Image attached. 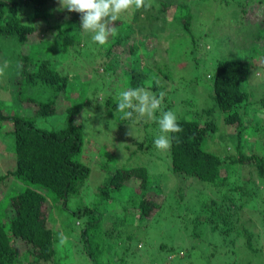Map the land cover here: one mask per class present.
I'll return each instance as SVG.
<instances>
[{
	"label": "rangeland",
	"instance_id": "rangeland-1",
	"mask_svg": "<svg viewBox=\"0 0 264 264\" xmlns=\"http://www.w3.org/2000/svg\"><path fill=\"white\" fill-rule=\"evenodd\" d=\"M253 1L150 0L147 9L129 10L115 22L114 27L119 34L122 27L129 25L130 29V38L124 40L121 45L113 46L112 54L116 53V57L112 54L108 56L105 47L115 37L109 36L108 43L101 46L92 41L90 34L84 32L82 42L71 45L65 53H58L52 48L48 49L49 42L54 41L52 34L48 32L45 37L46 34L43 32L46 43L43 44L48 47L44 54L53 57L51 60L53 65L61 73L68 74L71 83L68 92L58 99L56 118L40 122V124L47 128L57 127L64 123L63 119L66 115L64 108L72 104L79 105L81 113H78L75 119L83 126V155L91 168V173L84 181L80 192L67 199L68 209L81 204H94L97 199V188L117 166L116 160L118 164H123L133 152L136 156L132 157L131 162L145 165L152 175L148 192L156 196L162 205L156 216L148 221L146 227L137 226L138 212L131 208L130 201L125 195L117 197V201L110 204L117 208V212L118 208L127 205L128 212L135 218V223L127 224L124 230L134 233L138 239L134 237L130 243L126 241L127 243H123L119 248L122 250L125 245L128 250L130 249L128 254L124 255L125 261L130 264H156L154 262H160L162 259H165L168 264H206L207 262L209 264H264V181L260 182L254 167L231 162L222 170L223 176H229L223 188L224 191H229V187L238 184H243L245 187L242 195L233 193L237 201L240 196L246 201L243 210L245 214L242 218L236 219L237 215H235L232 223H227L225 226L220 222L216 230L213 225L217 223V219L215 222L209 220V222H201L194 230L192 219L198 211L201 212L202 206L207 202V196L211 194V186L203 184L206 182L199 183L201 181L191 177L185 178L174 174L171 171V162L167 153L169 150H157L154 144L148 145L151 147L150 151L147 150V146L144 151L138 149L137 143L144 142V146L147 143L145 133L154 139L160 135L157 123L152 125L153 120L138 119L136 116L133 124L116 123L115 120L108 122L106 120L108 104L104 103L107 97L117 101L119 94L129 89L124 84V79L130 78L129 66L140 64V56L142 57L141 65H144L143 60L146 59V64L148 62L149 66H152V75H155L162 86L164 110L174 112L177 118L192 116L196 112H199L203 118L206 117L202 110L214 105L211 97L213 94L211 82L216 59L220 58H246L253 63L250 78L247 81L249 97L250 100L259 102L264 92V40L255 42L256 34L254 33L256 25L264 14V0ZM162 2L172 5L167 9L163 7ZM183 3L188 4L192 15L190 27L192 39L180 25L179 14L183 13V9H180L179 4ZM238 3L242 5L237 6ZM58 7L59 0H54L55 19L56 17L62 19L69 12L66 9L58 11ZM243 7L249 9V16L246 18L241 13ZM30 11L31 9H28L23 15L29 22ZM36 26L37 33L22 46L21 52L24 54L29 52L30 45L41 40L40 31L44 25L39 21ZM6 40L2 41L5 50L19 49L16 40H12L11 43ZM140 42H143L144 46L140 45ZM132 44L138 45V53L132 54V58L135 59L133 62L124 60V57L129 55V47ZM56 50L59 51V48ZM3 67L5 70L0 75V106L10 113L31 115L33 105L15 99L14 86L7 74L12 75L14 71L10 73V65L6 66L7 68ZM145 68L144 66L143 69ZM158 69H161L163 73ZM151 80L146 77L141 84L145 85L144 89L156 94L149 87ZM139 84L137 81L136 86H140ZM44 92L37 90L35 94L34 91L32 93L37 100H40L49 95V92ZM79 92L83 93L82 98L79 97ZM88 98L90 103H85ZM263 108L258 105L248 108L254 112V116L251 117L249 128L244 133L242 154L254 153L264 157ZM159 115L158 112L157 116ZM215 117L218 123L217 135L206 146L229 160L239 154L235 147L237 144L235 129L233 126L225 125L217 111ZM144 122L148 123L143 124ZM10 128H12L11 124L6 125V122L0 121V165H2L0 173L5 172L12 161L8 154H4L12 142L11 137L7 135V130ZM105 150L110 153L114 151V156L110 155L113 158L112 161L105 164L107 168L102 167L109 156ZM130 185L134 189H130L128 193L138 192L137 183L131 182ZM179 185L186 192L182 201H178L179 194H175ZM1 187L0 199L8 195V192H3ZM48 201L56 209L51 211L50 218L55 217L54 223L57 227V220L62 214L59 210L62 203L59 202L54 206L49 199ZM83 220V217L71 215L68 223L78 231L80 227L77 226H80ZM111 222L112 214L110 213L105 219L107 228L111 227ZM243 227H247L248 231L254 235L252 249H249L246 244ZM194 231L199 232L197 236L193 235ZM63 236L58 249L60 256H63L66 251L67 257L61 262L72 263L74 259V264H82L77 262L78 255L75 254L77 251L75 247L79 245L75 233ZM162 243L167 245V249L159 248ZM115 249L118 252V246ZM115 249L111 250V255L118 257V253L114 252ZM80 258L79 260H84ZM153 258L157 259L152 260ZM32 264H53V261Z\"/></svg>",
	"mask_w": 264,
	"mask_h": 264
},
{
	"label": "trees",
	"instance_id": "trees-1",
	"mask_svg": "<svg viewBox=\"0 0 264 264\" xmlns=\"http://www.w3.org/2000/svg\"><path fill=\"white\" fill-rule=\"evenodd\" d=\"M53 1L0 0V66L10 65V73L14 71L12 75L7 74L14 86L15 99L33 105V112L29 116L7 112L0 106V121L6 122V125H12V128L7 130V135L11 137L12 142L4 153L8 154L12 161L10 167L0 173V186L3 192H8L6 197L0 199L2 201L0 202V264H32L49 261H53V264H74V259L72 263H62V259L67 257V252L64 251L63 256H60L58 249L63 235L72 233H75L79 242V245L75 247L77 250L75 254L78 255L77 262L130 264L124 257L130 249L128 250L125 245L122 250L119 248L123 243H127L126 241L130 243L135 237L134 233L124 230L127 224L135 223V218L128 212L127 205L118 208L117 212V208L110 204L115 203L117 197L125 195L130 201L131 208L138 212L137 226L142 228L156 216L162 203L148 192L152 175L145 165L131 162L132 157L136 156L133 152L123 164H118L116 160L117 166L98 186L94 204H81L68 209L67 199L80 192L84 181L91 173V168L83 155V126L75 119L76 115L81 113L79 105L66 106L64 123L57 127L47 128L40 124V122L56 118L58 99L68 92L71 83L69 75L56 69L51 61L53 57L44 52L48 47L58 53L67 52L71 45L82 42L84 31L80 27L79 13L69 12L62 19L57 17L55 19ZM254 1L258 2V0ZM162 5L168 9L172 4L162 2ZM179 7L183 9V13L179 14L181 28L192 39L190 8L186 3L179 4ZM28 9H31L30 15L28 14L30 22L23 16ZM248 11V8H241L245 18L249 16ZM39 21L44 25L40 31L42 37L39 33L41 40L30 45L29 52L24 54L21 52L22 46L37 33L36 23ZM117 27L121 28L119 25ZM256 27L255 42L264 40V14ZM121 30L120 34L105 46L108 56L112 54L113 46L121 45L124 40L130 38L129 25L122 27ZM43 32L46 34L45 37L48 32L52 34L54 41L49 42L48 47L43 44L45 43ZM4 39H7L9 43L16 40L19 49L12 50L15 52L5 50L2 44ZM139 44L143 45V42ZM56 48H59V51ZM128 53L124 60L135 61L132 54L138 53V45H130ZM115 54L112 55L116 57ZM139 58V65L129 66L130 78L124 79V84L128 88H146L141 83L147 77L152 79L149 87L158 95L161 93L162 86L155 75H152V66H149L148 62L146 64V59L143 60L144 65H141L142 57ZM252 65L253 63L246 58L216 59L211 82L213 93L211 97L214 105L202 110V113L206 115L204 118L199 112L192 116L179 117L178 123L183 131L172 134L176 139L172 140L171 148L167 152L171 171L181 177H191L201 181L199 183L206 182L203 184L211 186L212 189L211 194L207 196L208 203H204L201 212L198 211L192 219L194 230L201 222H209V220L215 222L217 219V223L213 225L216 230L220 222L226 226L227 223L235 220V215H237L236 219H239L245 214L243 213L246 206L245 199L242 200L240 196L237 201V197L235 198L233 194L237 192L242 195L245 189L243 184L229 187V191L223 190L229 179V176L222 175L225 165L237 162L243 166H253L260 182L264 181V157L241 152L244 133L249 128L251 117L254 116V112L248 108L253 105L264 107V92L259 102H254L249 97L247 81L250 78ZM3 66L0 67L2 71L5 70ZM144 66L145 69H143ZM158 70L163 73L161 69ZM137 81L140 86H136ZM37 90L43 92L46 90L44 93L49 92V95H46L45 99L37 100L32 93L34 91L35 94ZM79 93V97L82 98L83 93ZM117 102L118 100H113L112 97L105 99L104 103L108 104L106 120L133 124L135 114L132 119H123V114L116 110ZM85 103H90V99H86ZM216 111L220 113L225 125L234 127L237 136L235 147L239 154L229 160L206 146L217 135ZM146 123L148 122L143 124ZM151 124L156 125L155 122ZM153 141L154 138L145 133L147 143L145 146L144 142L137 143L138 149L144 151L147 146V150L150 151L149 146L154 144ZM105 152L109 156L102 164L103 168H107L105 164L112 161L113 158L110 155L114 153V151L110 153L106 150ZM1 167L2 165H0V171ZM131 182L138 184V192L128 193L130 189H134L130 185ZM125 190L127 192H124ZM185 193L184 188L179 185L175 193L179 194L178 201L184 199ZM48 199L54 206L59 202L62 203L59 208L62 214L57 220V227L54 223L55 217L50 218L51 211L56 209L50 205ZM110 213L112 222L111 227L107 228L105 219ZM71 215L84 218L80 226L75 223V226L80 227L78 231L68 223ZM243 232L248 248L252 249L254 235L248 231L247 227H243ZM198 233L194 231L193 235L197 236ZM135 238L138 239L137 236ZM117 246L118 252L115 249ZM159 248L167 249V245L162 243ZM114 249L118 257L111 255V250ZM80 257L84 260H79ZM154 259L157 258L152 260ZM154 263L168 264L165 259Z\"/></svg>",
	"mask_w": 264,
	"mask_h": 264
},
{
	"label": "clouds",
	"instance_id": "clouds-1",
	"mask_svg": "<svg viewBox=\"0 0 264 264\" xmlns=\"http://www.w3.org/2000/svg\"><path fill=\"white\" fill-rule=\"evenodd\" d=\"M149 5L150 0H59L57 10L79 13L81 29L90 34L92 41L104 46L109 36L114 38L119 34L114 24L123 14L147 9ZM163 98V92L157 95L144 88H129L119 94L116 110L123 114V119H132L135 114L138 119L148 118L157 123L160 135L154 139V146L157 150L168 151L172 140L176 139L172 134L183 129L176 114L164 110Z\"/></svg>",
	"mask_w": 264,
	"mask_h": 264
}]
</instances>
